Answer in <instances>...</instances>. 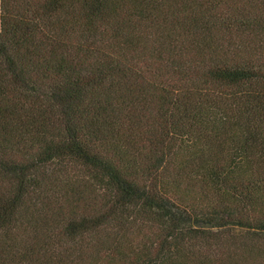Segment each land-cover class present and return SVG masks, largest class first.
Here are the masks:
<instances>
[{
    "label": "trees",
    "instance_id": "16d2710c",
    "mask_svg": "<svg viewBox=\"0 0 264 264\" xmlns=\"http://www.w3.org/2000/svg\"><path fill=\"white\" fill-rule=\"evenodd\" d=\"M0 264H264V0H0Z\"/></svg>",
    "mask_w": 264,
    "mask_h": 264
}]
</instances>
